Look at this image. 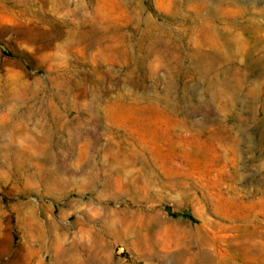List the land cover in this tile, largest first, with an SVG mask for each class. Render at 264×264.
I'll list each match as a JSON object with an SVG mask.
<instances>
[{"label":"rangeland","instance_id":"rangeland-1","mask_svg":"<svg viewBox=\"0 0 264 264\" xmlns=\"http://www.w3.org/2000/svg\"><path fill=\"white\" fill-rule=\"evenodd\" d=\"M0 264H264V0H0Z\"/></svg>","mask_w":264,"mask_h":264},{"label":"bare ground","instance_id":"bare-ground-1","mask_svg":"<svg viewBox=\"0 0 264 264\" xmlns=\"http://www.w3.org/2000/svg\"><path fill=\"white\" fill-rule=\"evenodd\" d=\"M240 45V44H239Z\"/></svg>","mask_w":264,"mask_h":264}]
</instances>
